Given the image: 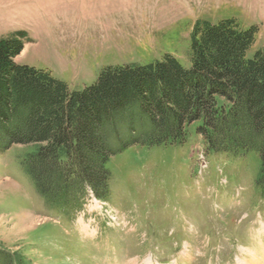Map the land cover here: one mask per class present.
Wrapping results in <instances>:
<instances>
[{"label":"rangeland","instance_id":"rangeland-1","mask_svg":"<svg viewBox=\"0 0 264 264\" xmlns=\"http://www.w3.org/2000/svg\"><path fill=\"white\" fill-rule=\"evenodd\" d=\"M232 19L258 28L252 58L264 48V0H0V38L29 37L16 63L51 72L70 92L109 66L172 55L190 68L194 24ZM33 150L0 152V254L25 264H264L254 152L206 153L192 128L183 147H134L113 158L108 200L87 190L80 205L60 208L21 167Z\"/></svg>","mask_w":264,"mask_h":264},{"label":"trees","instance_id":"trees-1","mask_svg":"<svg viewBox=\"0 0 264 264\" xmlns=\"http://www.w3.org/2000/svg\"><path fill=\"white\" fill-rule=\"evenodd\" d=\"M258 28L198 20L186 68L166 55L149 65L105 67L82 92L51 72L16 63L27 32L0 38V152L34 146L21 167L38 195L74 208L92 191L110 198L113 158L131 148L183 147L192 128L209 154L260 159L264 187V48ZM3 264H25L0 254Z\"/></svg>","mask_w":264,"mask_h":264},{"label":"bare ground","instance_id":"bare-ground-1","mask_svg":"<svg viewBox=\"0 0 264 264\" xmlns=\"http://www.w3.org/2000/svg\"><path fill=\"white\" fill-rule=\"evenodd\" d=\"M261 256V255H260ZM262 258V257H261Z\"/></svg>","mask_w":264,"mask_h":264}]
</instances>
